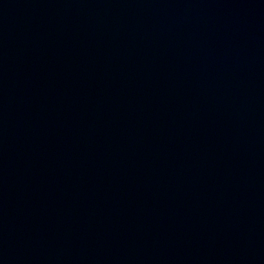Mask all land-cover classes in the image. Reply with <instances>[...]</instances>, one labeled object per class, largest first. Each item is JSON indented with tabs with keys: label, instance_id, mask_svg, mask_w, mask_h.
Instances as JSON below:
<instances>
[{
	"label": "water",
	"instance_id": "obj_1",
	"mask_svg": "<svg viewBox=\"0 0 264 264\" xmlns=\"http://www.w3.org/2000/svg\"><path fill=\"white\" fill-rule=\"evenodd\" d=\"M0 264H264V0H0Z\"/></svg>",
	"mask_w": 264,
	"mask_h": 264
}]
</instances>
